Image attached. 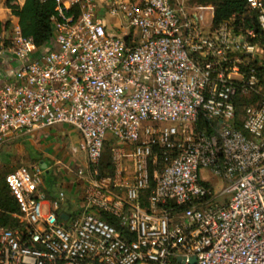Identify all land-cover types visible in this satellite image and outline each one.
<instances>
[{"label": "built area", "instance_id": "2783aa9c", "mask_svg": "<svg viewBox=\"0 0 264 264\" xmlns=\"http://www.w3.org/2000/svg\"><path fill=\"white\" fill-rule=\"evenodd\" d=\"M242 1L215 25L214 7L190 0H53L42 50L11 29L0 146L69 125L87 181L64 220L62 192L44 211L39 170L8 172L20 225L0 226V264H264V0ZM200 114L217 135L196 129ZM216 166L231 171L217 191L200 174Z\"/></svg>", "mask_w": 264, "mask_h": 264}, {"label": "crops", "instance_id": "0c3cea01", "mask_svg": "<svg viewBox=\"0 0 264 264\" xmlns=\"http://www.w3.org/2000/svg\"><path fill=\"white\" fill-rule=\"evenodd\" d=\"M24 0H0V44L8 41L11 29L18 25V18L12 13L11 7L22 6ZM111 17V16H110ZM107 21L110 25V22ZM9 25L5 27V22ZM115 27L110 25L112 31L120 32L118 21ZM1 62V61H0ZM3 71V65H0ZM11 72H9L10 74ZM11 76V75H10ZM9 80L8 76H2L0 83ZM14 142L13 148L21 152V158L28 163L32 172L39 170L41 174H48L47 186H42L43 178L40 179L38 191L44 196L42 201L44 211L52 209V203L57 199L60 192L64 198L60 200L56 212L67 220L75 214L83 205L86 178L77 174V169L87 167V156L81 149V135L75 128L60 124L47 128H38L30 133L13 137L4 144ZM16 150V151H17ZM82 157V162L78 161Z\"/></svg>", "mask_w": 264, "mask_h": 264}, {"label": "trees", "instance_id": "16d2710c", "mask_svg": "<svg viewBox=\"0 0 264 264\" xmlns=\"http://www.w3.org/2000/svg\"><path fill=\"white\" fill-rule=\"evenodd\" d=\"M197 2L200 4H211L214 7L213 23L215 25L228 18L234 12L241 11L245 4L242 0H197ZM11 9L12 13L18 18V25L21 33L26 37H31L36 48L40 50L44 49L53 36L52 16L57 15L53 0H24L22 6L13 5ZM75 12H77V10H75ZM8 25L9 21L5 22V27ZM5 43H7V41L3 42V44ZM241 102L242 100L239 102L240 105H238L237 113L241 110ZM211 123L212 122L205 115L200 114L195 127L196 129L205 131L207 134L215 133L217 135ZM233 128L241 129L239 121L236 122ZM111 140L110 135H108L105 139L103 148V150H105L102 156H104L105 151H107L105 154L104 167L112 170ZM100 171L102 172L101 167ZM5 175H0V226L11 228L20 225L18 217L20 211L17 201L5 183ZM104 218L109 220V222L114 221L106 215Z\"/></svg>", "mask_w": 264, "mask_h": 264}, {"label": "rangeland", "instance_id": "374dc122", "mask_svg": "<svg viewBox=\"0 0 264 264\" xmlns=\"http://www.w3.org/2000/svg\"><path fill=\"white\" fill-rule=\"evenodd\" d=\"M198 4L197 0H190L189 5H196ZM211 5V4H209ZM110 25H113L115 27L117 24H119L118 21H120V18L118 16H111L108 17ZM123 31V30H122ZM15 64H13L14 66ZM14 142H9L4 144L2 147H0V175L3 176L6 173H8L11 170H14L20 166L25 168L29 173H32V170L30 169L28 163H26L24 160L21 158V152H19L16 148V150L13 148ZM105 145V144H104ZM105 150V149H104ZM103 150V153H104ZM107 151H105L106 154ZM105 154L102 156L100 160V167H101V175H110L112 173V170L109 168L104 167L105 163ZM82 157L79 158L78 161L82 162ZM201 177L204 179V181L210 185V187L213 190H218L220 186L226 185L228 182L229 175L231 174V171H223L219 169L217 166L214 167L213 169H202L200 171ZM39 177L42 179L43 178V184L42 186L45 187L47 186V183L49 182L48 179L50 178L49 175L46 174H39ZM231 178V177H230ZM46 179V182L44 181ZM115 188H113L114 190ZM121 194L120 190H117ZM80 210V209H79Z\"/></svg>", "mask_w": 264, "mask_h": 264}, {"label": "water", "instance_id": "95a60500", "mask_svg": "<svg viewBox=\"0 0 264 264\" xmlns=\"http://www.w3.org/2000/svg\"><path fill=\"white\" fill-rule=\"evenodd\" d=\"M61 218H63V216L61 215ZM192 263H194V259L191 260Z\"/></svg>", "mask_w": 264, "mask_h": 264}]
</instances>
